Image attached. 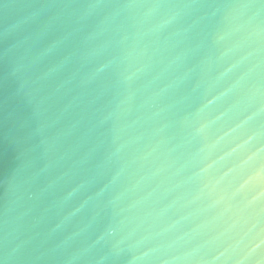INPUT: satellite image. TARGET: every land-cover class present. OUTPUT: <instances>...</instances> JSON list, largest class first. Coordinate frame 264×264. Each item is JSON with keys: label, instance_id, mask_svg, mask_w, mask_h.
I'll return each instance as SVG.
<instances>
[{"label": "water", "instance_id": "obj_1", "mask_svg": "<svg viewBox=\"0 0 264 264\" xmlns=\"http://www.w3.org/2000/svg\"><path fill=\"white\" fill-rule=\"evenodd\" d=\"M0 264H264V0H0Z\"/></svg>", "mask_w": 264, "mask_h": 264}]
</instances>
